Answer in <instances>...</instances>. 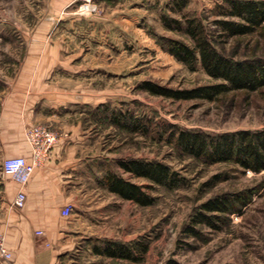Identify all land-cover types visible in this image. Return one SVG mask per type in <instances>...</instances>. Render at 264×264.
Masks as SVG:
<instances>
[{
	"label": "rangeland",
	"instance_id": "rangeland-1",
	"mask_svg": "<svg viewBox=\"0 0 264 264\" xmlns=\"http://www.w3.org/2000/svg\"><path fill=\"white\" fill-rule=\"evenodd\" d=\"M82 1L58 6L59 0H0V104L20 71L34 64L43 73L53 68L55 83L74 87L80 101L91 103L87 110L88 104H76V114L64 120L66 125L76 120L83 139L72 205L82 236L77 264H264V169L205 161L176 143L181 130L264 129V87L232 90L213 100L175 99L142 87L145 80L173 88L219 81L200 64L190 69L168 51L166 38L191 39L165 27L162 15L181 20L195 15L214 28L213 19L220 17L215 6L222 0H186L181 10L177 0H92L95 12L75 13ZM212 38L217 49L235 58L264 56V29L234 37L214 31ZM48 125L61 136L66 132L59 122ZM3 148L0 139V219L13 209L4 193L3 180L10 176L2 172ZM129 158L165 162L184 181L168 188L135 176L120 165ZM109 171L150 184L143 188L153 203L140 205L109 191L103 184ZM222 193L249 195V201L235 204L218 228L194 223L200 204ZM187 225L197 234L187 232ZM107 239L147 244V250L135 248V260L89 255V247Z\"/></svg>",
	"mask_w": 264,
	"mask_h": 264
},
{
	"label": "trees",
	"instance_id": "trees-1",
	"mask_svg": "<svg viewBox=\"0 0 264 264\" xmlns=\"http://www.w3.org/2000/svg\"><path fill=\"white\" fill-rule=\"evenodd\" d=\"M177 2L178 10L187 4L186 0ZM216 10L220 17L213 19L214 28L205 25L199 17L188 14L183 15L181 20L164 13L162 21L165 27L182 31L191 39V43H187L178 38H166L168 51L190 69L200 64L206 73L219 81L190 88H173L145 80L142 87L151 93L175 99L210 100L232 90L254 91L264 87L263 55L235 58L217 49L212 38L214 31L222 37H234L264 29V0H222L216 4ZM176 143L185 152L205 161L232 162L253 171L264 169V129H240L216 134L181 130L177 134ZM120 165L135 176L145 177L168 188L176 187L184 181L177 170L159 160L129 158L120 161ZM103 184L109 191L140 205L154 201V197L143 188L150 184H138L113 171L106 173ZM248 196L241 193L236 196L228 193L212 196L200 204L201 210L194 217V223H206L218 228L217 221L236 211L235 204L245 205L249 201ZM186 231L197 234L194 225H187ZM135 248L142 254L147 250V244L107 239L103 246H93L98 254L133 260L139 258L134 255Z\"/></svg>",
	"mask_w": 264,
	"mask_h": 264
},
{
	"label": "crops",
	"instance_id": "crops-1",
	"mask_svg": "<svg viewBox=\"0 0 264 264\" xmlns=\"http://www.w3.org/2000/svg\"><path fill=\"white\" fill-rule=\"evenodd\" d=\"M69 1L59 0L58 6ZM54 12L60 13L59 10ZM34 65L20 71L0 104L3 156L29 157L24 129L33 123L59 122L69 134L67 136L63 131V136L51 148L46 159L34 168L25 184L12 177L4 178L8 205H12L20 190L24 191L26 199L23 207L13 206L11 212L0 219V239L11 254L3 264H77L75 258L82 251V236L79 229H75L79 226V219L74 217L73 212L63 215L61 210L68 203L74 204L75 188L81 172L79 147L83 139L79 135V123L74 124L77 122L75 120L72 125H66L64 120L76 114V104L91 103L80 101V93L74 87L65 88L55 83L58 79L51 74L53 68L43 73L41 67ZM89 104L83 109L90 108ZM36 230L42 233L37 234ZM88 251L89 255H98L90 247Z\"/></svg>",
	"mask_w": 264,
	"mask_h": 264
},
{
	"label": "built area",
	"instance_id": "built-area-1",
	"mask_svg": "<svg viewBox=\"0 0 264 264\" xmlns=\"http://www.w3.org/2000/svg\"><path fill=\"white\" fill-rule=\"evenodd\" d=\"M98 9L96 3L92 0H83L77 7L80 14H90ZM61 133L56 128L48 124L33 123L28 125L25 130V138L29 145L30 155H10L3 157L2 172L9 175L21 184H25L36 166H39L48 156L51 148L58 142ZM25 193L20 190L17 192L12 205L21 208L25 204ZM72 204L64 205L61 210L63 215H69L72 212ZM41 234V230H36ZM10 252L5 248L2 239H0V264L10 259Z\"/></svg>",
	"mask_w": 264,
	"mask_h": 264
}]
</instances>
